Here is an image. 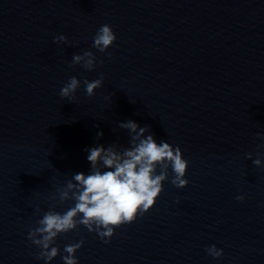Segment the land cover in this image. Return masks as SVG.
<instances>
[{
    "label": "water",
    "instance_id": "water-1",
    "mask_svg": "<svg viewBox=\"0 0 264 264\" xmlns=\"http://www.w3.org/2000/svg\"><path fill=\"white\" fill-rule=\"evenodd\" d=\"M0 264H264V0H0Z\"/></svg>",
    "mask_w": 264,
    "mask_h": 264
}]
</instances>
